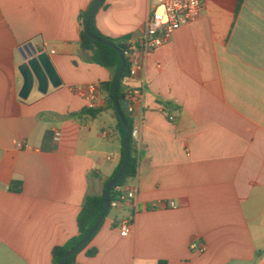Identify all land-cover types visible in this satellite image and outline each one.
I'll use <instances>...</instances> for the list:
<instances>
[{
  "label": "crops",
  "instance_id": "0c3cea01",
  "mask_svg": "<svg viewBox=\"0 0 264 264\" xmlns=\"http://www.w3.org/2000/svg\"><path fill=\"white\" fill-rule=\"evenodd\" d=\"M93 1L0 0V264H52L53 248L78 235L86 197L120 163L101 88L111 71L81 48L80 15ZM203 3L196 21L138 55L144 70L125 82L143 91L129 113L137 175L121 188L136 196L111 209L78 264H264V0ZM150 11V0H104L96 25L138 38ZM29 43L61 84L43 92L36 81L24 98ZM89 87L101 111L73 116L91 109Z\"/></svg>",
  "mask_w": 264,
  "mask_h": 264
},
{
  "label": "trees",
  "instance_id": "16d2710c",
  "mask_svg": "<svg viewBox=\"0 0 264 264\" xmlns=\"http://www.w3.org/2000/svg\"><path fill=\"white\" fill-rule=\"evenodd\" d=\"M97 0H94L92 4L89 6V8L82 12L80 15L81 21H82V27L83 30L81 31V48L84 51H89L91 52V61L97 65H100L102 67H105L111 71V79L107 82L101 83V88L107 95V109L111 110L113 117L117 121L116 129L118 132L119 140L121 142L122 150H121V160L120 163L113 174V176L104 183V188L108 184V182L120 171L124 160H125V142H126V131L124 128V125L117 113V110L115 108L114 104V96H113V86H114V81L116 79V76L120 70L121 67V58H120V53L117 48H113L110 46H107L103 43H99L94 41L93 39L89 38L85 32H84V26L86 23V20L88 18L89 12L91 11L92 7L96 3ZM104 2V1H103ZM103 3L101 4V6ZM100 6V7H101ZM97 13V12H96ZM96 13L94 14L93 18L91 19L90 22V32L96 36L103 38L107 41H110L114 43L117 47L122 49L123 52H125L128 49V44H127V38H117V39H112L109 37L104 36L98 29L96 25V20L95 16ZM130 61L127 60V65L126 69L124 71V74L122 76V79L120 81L119 87H118V98L121 103H125V78L128 75L129 69H130ZM101 110L100 109H86L82 111L81 113L78 114H73V116L77 115H82V114H89L92 116H95L98 114ZM126 119L127 122L131 128V131L133 130V121L130 117V114H126ZM130 148H131V156H130V161L128 164V167L118 182V184L112 188L110 191V202L114 201L117 199L118 195H120V192L118 191V188H124L125 183L128 179L134 178L137 175V170H138V150L135 148V140L131 137L130 141ZM12 190L15 191H20L21 190V183L20 182H13L12 184ZM105 204L104 200V189L103 192L100 195H89L86 197L83 207L79 213L78 216V235L71 237L66 241L65 244L59 245L53 248L52 250V264H60L62 258L64 255L73 247L78 245L86 236L88 231L93 227V225L96 223L98 220L100 214L103 211ZM112 207H109L106 216L109 214L111 211ZM105 216V217H106ZM101 227V226H100ZM99 227V229H100ZM99 229L94 233V235L90 238L88 243L84 245L78 252L73 254L66 262L65 264H78L77 263V256L80 252L85 250L89 243L92 241L96 233L99 231ZM97 254V250L95 248L90 249L87 251V255L89 257H93Z\"/></svg>",
  "mask_w": 264,
  "mask_h": 264
},
{
  "label": "built area",
  "instance_id": "2783aa9c",
  "mask_svg": "<svg viewBox=\"0 0 264 264\" xmlns=\"http://www.w3.org/2000/svg\"><path fill=\"white\" fill-rule=\"evenodd\" d=\"M151 11L145 23L143 32L138 38H130L127 40L128 49L124 52L126 60H129L131 65L125 82L138 75L144 70L142 62L139 60L138 55H147L157 48L169 42L172 34L180 29L182 26L188 25L196 21L203 10V0H150ZM82 91V90H81ZM87 93L89 97L91 108L94 106L96 97V88L89 87L83 92ZM143 95L142 89L125 84V103L128 104V113L134 111V102L141 98ZM164 111V109H163ZM171 121L175 118L169 116ZM131 137L134 140L138 139V130L131 131ZM20 149L27 148L28 145L19 142ZM120 195L117 199L110 202V207L118 209L123 205L128 204L136 196L135 190L124 191L118 188ZM174 207V204H170ZM132 220H124L120 225V233L122 236H127L131 231ZM192 249L204 251L205 246L192 244Z\"/></svg>",
  "mask_w": 264,
  "mask_h": 264
},
{
  "label": "water",
  "instance_id": "95a60500",
  "mask_svg": "<svg viewBox=\"0 0 264 264\" xmlns=\"http://www.w3.org/2000/svg\"><path fill=\"white\" fill-rule=\"evenodd\" d=\"M104 0H97L94 6L92 7L91 11L89 12L88 18L86 20L85 26H84V32L85 34L93 39L96 42L103 43L107 46L117 48L120 53L121 58V67L120 70L116 76V79L114 81L113 86V96H114V104L115 108L117 110V113L124 125L125 131H126V142H125V160L124 163L120 169V171L108 182L104 189V208L102 213L100 214L98 220L93 225V227L88 231L84 239L75 247L70 249L62 258L60 264H65V262L76 252H78L84 245L88 243L90 238L94 235V233L99 229V227L102 225L103 220L106 216V213L110 207V191L112 188H114L122 176L124 175L131 156V148H130V141H131V128L127 122L126 114L128 113V104L127 103H121L118 98V87L120 84V81L122 79V76L124 74V71L126 69L127 60L124 55V52L122 49L117 47L114 43L107 41L103 38L96 37L90 32V22L93 18L94 14L97 12L101 4ZM22 57L24 60V63L19 67L20 72L23 75L24 78V87L22 90V97H26L27 94L32 90L35 82L37 81L39 84V89L43 92L46 91L48 83L51 82L54 87H57L61 84V82L58 79L57 73L55 69L53 68V65L51 64L50 58L47 55V53H38L36 48L33 46L32 43H29L28 45H25L22 49Z\"/></svg>",
  "mask_w": 264,
  "mask_h": 264
}]
</instances>
